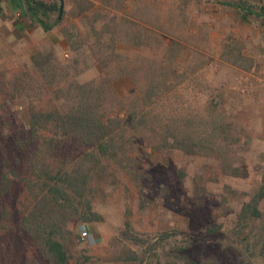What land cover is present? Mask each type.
<instances>
[{"label": "rangeland", "instance_id": "obj_1", "mask_svg": "<svg viewBox=\"0 0 264 264\" xmlns=\"http://www.w3.org/2000/svg\"><path fill=\"white\" fill-rule=\"evenodd\" d=\"M23 1L0 0V264H51L19 228L32 158L88 152L102 163L70 198L68 264H264V20L217 0H63L44 31ZM81 88L114 121L106 155L32 126Z\"/></svg>", "mask_w": 264, "mask_h": 264}, {"label": "trees", "instance_id": "obj_2", "mask_svg": "<svg viewBox=\"0 0 264 264\" xmlns=\"http://www.w3.org/2000/svg\"><path fill=\"white\" fill-rule=\"evenodd\" d=\"M225 5L232 6L246 15H254L264 20V7L257 8L244 1L217 0ZM63 0L46 2L44 0H25L28 17L34 23H38L44 31H50L63 19L61 4ZM56 15L53 20L52 17ZM70 87H74L71 84ZM78 87V86H77ZM90 90L101 86H88ZM82 101L62 113L59 110L43 112L32 110L30 120L32 126L52 125L54 129L63 134L73 136L78 142L88 147L96 148L102 155L107 153V138L113 133L115 126L104 107L91 102L87 90L81 88ZM101 156V155H100ZM91 157L90 165L84 166V159ZM102 157L88 152L75 163L72 169L63 166L52 168L51 163L42 161L39 157L31 160L33 173L39 174L36 182L30 181L27 205L22 211L19 228L23 237H28L34 243L36 250L51 264H68L69 255L65 248V225L68 215L72 212L73 193L84 194L89 186L90 175L94 168L102 163ZM3 194L10 190L11 179L6 175H0ZM38 189V190H36ZM250 208V209H249ZM247 210L253 217L260 216L255 201L245 204L241 212L242 218L247 216ZM253 211V212H252ZM167 235V234H166ZM136 254L126 256L127 260L136 259ZM39 263V262H38ZM40 264V263H39ZM190 264H198L191 262Z\"/></svg>", "mask_w": 264, "mask_h": 264}, {"label": "built area", "instance_id": "obj_3", "mask_svg": "<svg viewBox=\"0 0 264 264\" xmlns=\"http://www.w3.org/2000/svg\"><path fill=\"white\" fill-rule=\"evenodd\" d=\"M80 237L82 240H87V241H91V240H94L92 235L89 233L88 230L84 229L80 232Z\"/></svg>", "mask_w": 264, "mask_h": 264}, {"label": "crops", "instance_id": "obj_4", "mask_svg": "<svg viewBox=\"0 0 264 264\" xmlns=\"http://www.w3.org/2000/svg\"><path fill=\"white\" fill-rule=\"evenodd\" d=\"M22 1H23V0H22ZM23 2L25 3V0H24ZM25 7H26V4H25ZM26 11H27V10H26ZM253 16H254V15H253ZM256 17H257V16H256ZM258 18H259V17H258ZM225 22L228 23L227 27H228L229 30H231V28H230V26H229V25H230L229 23H231V19L228 18ZM234 62H236V61H234V60H230V59H229V61H226L225 63L233 66V63H234Z\"/></svg>", "mask_w": 264, "mask_h": 264}, {"label": "water", "instance_id": "obj_5", "mask_svg": "<svg viewBox=\"0 0 264 264\" xmlns=\"http://www.w3.org/2000/svg\"><path fill=\"white\" fill-rule=\"evenodd\" d=\"M63 6H61V9H62Z\"/></svg>", "mask_w": 264, "mask_h": 264}]
</instances>
